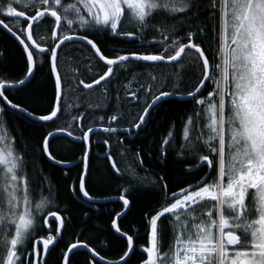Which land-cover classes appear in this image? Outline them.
Returning a JSON list of instances; mask_svg holds the SVG:
<instances>
[{
	"label": "snow or ice",
	"instance_id": "obj_1",
	"mask_svg": "<svg viewBox=\"0 0 264 264\" xmlns=\"http://www.w3.org/2000/svg\"><path fill=\"white\" fill-rule=\"evenodd\" d=\"M0 31L17 43L22 60L14 75L0 72V264H48L57 249L61 264H131L137 255L138 264H264V0H0ZM100 37L135 49L108 53ZM62 53L66 63L79 57L72 61L71 83L61 69ZM185 65L194 74L198 70L196 82L166 90L169 79L181 76L166 69ZM43 68L53 94L48 108L37 113L15 95ZM81 68L93 77L81 78ZM122 75L131 76L127 84H120ZM85 93L89 104L71 115V123L43 131L70 112L72 94ZM171 98L193 107L179 138L171 125L157 159L167 164L172 149L175 163L189 165L181 174L194 179L177 188L166 175L153 179L161 200L134 232L125 230L132 198L145 183L135 168L147 171L137 150L135 168L127 169L132 179L112 197L121 210L109 213L108 246L119 241L120 247L119 258H109L108 246L86 238L89 229L72 231L71 208L58 203L38 162L46 158L65 177L79 169L65 186L69 201L98 211L93 148L103 144L109 175L123 177L117 156L127 161L125 138L145 132L152 112ZM93 107L113 114L85 125V112ZM134 108L142 110L126 120L125 109L131 115ZM21 117L40 132L35 147L23 144L11 123ZM62 138L80 146L79 160L68 163L53 151L52 142Z\"/></svg>",
	"mask_w": 264,
	"mask_h": 264
},
{
	"label": "trees",
	"instance_id": "obj_2",
	"mask_svg": "<svg viewBox=\"0 0 264 264\" xmlns=\"http://www.w3.org/2000/svg\"><path fill=\"white\" fill-rule=\"evenodd\" d=\"M200 20L204 19L201 15ZM127 27V26H126ZM102 40V48L110 53L112 48H124L125 50L135 49V45L124 42L117 41L115 39ZM151 39V36H149ZM50 42V41H49ZM71 51V49H65V53ZM0 52L3 53L0 56V72L5 74H15L22 65L21 60V49L17 46V43L8 35L5 31H0ZM78 56H73L69 61L65 62V54H61V69L62 72L66 74V82L71 83L72 76V61L78 60ZM81 78L86 81L90 80L94 72L88 69L81 68ZM137 71H141L137 69ZM159 74L160 69L155 70ZM167 72L171 73L177 71L171 68L166 69ZM181 72L179 80L176 78H171L167 81L166 90H172L175 88L178 81L179 89L190 88L196 82V75H198V70L194 74V70L185 65L184 69H178ZM131 79L130 75L123 78ZM53 89L52 85L48 80V69L43 68L41 73L36 76L31 83L23 89V91L16 93L15 98L18 102L27 104L31 109H35L37 113L43 112L48 108L49 102L52 99ZM93 95L99 96L100 93H94ZM70 102L73 104L72 109L66 115L65 118L61 119L58 123L51 124V127L44 129L46 133L48 131H55L59 127H66L71 123V115L76 114L81 111V109L87 108L89 100L87 94L77 98V94H72ZM79 104V107L76 105ZM115 107V106H114ZM192 105L178 99L171 98L168 102L162 103L157 106V110L152 112L151 123L149 124L147 130L136 136L134 140H124V146L129 148L131 151L126 154L127 161H121L119 156L117 160L121 167L124 176L120 178H114L109 175L108 168L110 164L104 159L99 158L94 153H104V146L101 144L99 147H94L91 153V171L93 175L94 191L98 194L99 199L114 197L117 195V190L122 189V187L128 186V181L132 179L127 171L129 165L135 168L134 157L137 150H142L145 158V169L135 168L137 175L142 178L145 183L141 188L136 190V195L132 198L134 206L131 208V212L123 220V227L125 230L131 229L135 231L142 222V216L145 212L157 206V202L161 200L158 195L159 189L153 187L151 181L156 179L159 175H166L169 177L171 182V187L177 188L178 185L183 184L187 180H193L194 176H185L181 174L182 168H187L188 164H179L174 161L178 159L176 154L170 149V159L167 164H161L157 159L159 155V147L162 138L167 136L171 125L175 123L176 133L179 138L182 128V120L185 114L191 113ZM95 107L89 108L85 112V125H93L94 121H98L97 115H94ZM142 110V109H141ZM105 112H100L102 114ZM106 113L111 114V111ZM125 113L128 114L125 109ZM125 114V115H126ZM108 115V114H107ZM125 118V117H124ZM17 129V134L23 135V144H26L29 148L35 147L36 142L40 138V132L37 131L36 127L30 126L29 122L24 118L14 119L11 121ZM51 123V122H50ZM78 134V129H74ZM178 148V144L174 145ZM118 145L115 144L113 140V151H117ZM52 149L60 158H64L66 162L71 163L73 160H79L81 156V148L78 144L72 143L71 139H57L52 142ZM152 153V155H147L146 153ZM38 167H43L44 174L47 175L53 185L54 193L58 194V203L61 207L65 204L71 208L70 215L73 218L72 231L79 233L82 229H89L85 233L86 238L90 239L92 243L98 247L108 246V238L110 237V232L108 231L110 227V216L109 213L118 212L121 210L119 202H107L98 204L99 210L93 209L89 211L86 207H83L80 202H70L69 194L65 190L66 184H70L72 180H75L78 176L79 169H72L68 177L64 176V170L60 167L53 166L47 162L46 158L42 165L38 162ZM107 177V178H106ZM110 185V186H109ZM107 193L108 195H105ZM85 213L90 217L87 223L84 222ZM169 225L165 224V232H169ZM70 237L66 235L64 237L65 242ZM166 243L168 242L166 237ZM143 243V241H141ZM109 247V258L118 259V248L120 247L119 241H113ZM60 255V249H57L55 253L48 257V264H61L58 257ZM76 260H82L83 255L77 256ZM139 256H134L132 258L131 264H138Z\"/></svg>",
	"mask_w": 264,
	"mask_h": 264
},
{
	"label": "flooded vegetation",
	"instance_id": "obj_3",
	"mask_svg": "<svg viewBox=\"0 0 264 264\" xmlns=\"http://www.w3.org/2000/svg\"><path fill=\"white\" fill-rule=\"evenodd\" d=\"M127 26V25H126ZM125 26V27H126ZM120 49H124V48H121L120 47ZM125 50V49H124ZM187 67H189L188 65H186ZM96 68V65H93V69H95ZM191 68V67H190ZM178 69L179 68H177V72H179L178 71ZM184 69V68H183ZM90 71V70H89ZM141 71H144V69H142L141 68ZM93 72V71H92ZM129 75H122L121 76V80H120V84H127L128 83V81L130 80L129 78H127V79H125V80H123V78H125V77H128ZM131 77V76H130ZM177 83H178V81H177ZM177 83H176V85H177ZM175 85V86H176ZM123 93L121 92V95H122ZM111 107H114V106H111ZM139 111H141V108H134L133 110H132V114L131 115H129V114H126V113H124V117H125V119L126 120H130L131 118H132V115H135V113H137V112H139ZM100 112H102V111H98V110H95L94 111V115H97V117H99V113ZM104 112H108L107 110H105ZM102 114H104V113H102ZM108 115H111V114H113L112 112H111V114H109V113H107ZM126 114V115H125ZM101 115V114H100ZM135 137L136 136H134V137H131V138H125V139H128V140H134L135 139ZM70 139V138H69ZM96 139H101V137H97ZM113 140L115 141V138H113ZM179 146V145H178ZM96 156H98L99 158H103V155H104V153H98V152H95L94 153Z\"/></svg>",
	"mask_w": 264,
	"mask_h": 264
},
{
	"label": "water",
	"instance_id": "obj_4",
	"mask_svg": "<svg viewBox=\"0 0 264 264\" xmlns=\"http://www.w3.org/2000/svg\"><path fill=\"white\" fill-rule=\"evenodd\" d=\"M174 99H177V98H174ZM103 157H104V155H103ZM99 201H100L99 204L107 203V202H116L114 199H112V197L104 198V199H99Z\"/></svg>",
	"mask_w": 264,
	"mask_h": 264
}]
</instances>
